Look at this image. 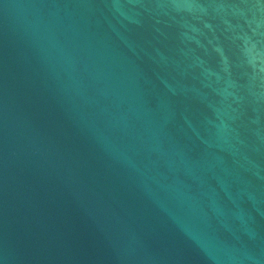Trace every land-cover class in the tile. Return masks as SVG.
Returning a JSON list of instances; mask_svg holds the SVG:
<instances>
[{
    "label": "water",
    "instance_id": "obj_1",
    "mask_svg": "<svg viewBox=\"0 0 264 264\" xmlns=\"http://www.w3.org/2000/svg\"><path fill=\"white\" fill-rule=\"evenodd\" d=\"M0 264H264V0H0Z\"/></svg>",
    "mask_w": 264,
    "mask_h": 264
}]
</instances>
